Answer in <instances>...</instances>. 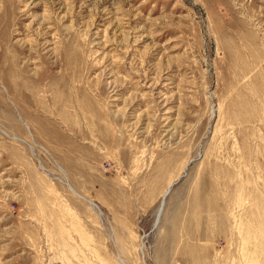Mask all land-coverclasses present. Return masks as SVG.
<instances>
[{"label": "rangeland", "instance_id": "rangeland-1", "mask_svg": "<svg viewBox=\"0 0 264 264\" xmlns=\"http://www.w3.org/2000/svg\"><path fill=\"white\" fill-rule=\"evenodd\" d=\"M0 264H264V0H0Z\"/></svg>", "mask_w": 264, "mask_h": 264}, {"label": "bare ground", "instance_id": "bare-ground-1", "mask_svg": "<svg viewBox=\"0 0 264 264\" xmlns=\"http://www.w3.org/2000/svg\"><path fill=\"white\" fill-rule=\"evenodd\" d=\"M69 187H71V186H69ZM72 190H73V189H72ZM167 192H168V190H167ZM167 192H166V193H167ZM165 195H166V194H165ZM161 209H162V205H161V208H160L159 212L161 211ZM159 212H158V213H159ZM157 215L159 216V214H157Z\"/></svg>", "mask_w": 264, "mask_h": 264}, {"label": "water", "instance_id": "water-1", "mask_svg": "<svg viewBox=\"0 0 264 264\" xmlns=\"http://www.w3.org/2000/svg\"><path fill=\"white\" fill-rule=\"evenodd\" d=\"M161 205H163V202H162V204H161ZM159 213H160V212H159ZM159 213H158V214H159Z\"/></svg>", "mask_w": 264, "mask_h": 264}]
</instances>
